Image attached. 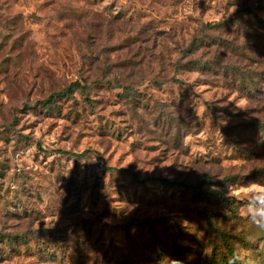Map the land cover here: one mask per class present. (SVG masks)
<instances>
[{"label":"rangeland","instance_id":"1","mask_svg":"<svg viewBox=\"0 0 264 264\" xmlns=\"http://www.w3.org/2000/svg\"><path fill=\"white\" fill-rule=\"evenodd\" d=\"M254 190L264 0H0V264H264Z\"/></svg>","mask_w":264,"mask_h":264},{"label":"clouds","instance_id":"2","mask_svg":"<svg viewBox=\"0 0 264 264\" xmlns=\"http://www.w3.org/2000/svg\"><path fill=\"white\" fill-rule=\"evenodd\" d=\"M246 211L250 223L264 229V191H253L246 204Z\"/></svg>","mask_w":264,"mask_h":264},{"label":"trees","instance_id":"3","mask_svg":"<svg viewBox=\"0 0 264 264\" xmlns=\"http://www.w3.org/2000/svg\"><path fill=\"white\" fill-rule=\"evenodd\" d=\"M75 87V86H74ZM50 100H53V97L52 99ZM79 157L83 158L84 157V154L80 155ZM133 177L138 180V177L135 175V174H132ZM162 184L166 185V186H172V187H183V188H186V189H189L191 190L192 192L196 193V194H204L205 192L201 189H199L198 187L196 186H193V185H187V184H182V183H177V182H170L168 180H159Z\"/></svg>","mask_w":264,"mask_h":264}]
</instances>
